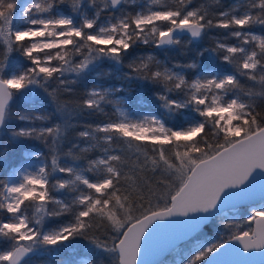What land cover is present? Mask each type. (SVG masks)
<instances>
[{
    "label": "snow or ice",
    "instance_id": "obj_1",
    "mask_svg": "<svg viewBox=\"0 0 264 264\" xmlns=\"http://www.w3.org/2000/svg\"><path fill=\"white\" fill-rule=\"evenodd\" d=\"M192 2L157 0L159 7L149 2L129 13L120 6L135 7V0H103L102 8L98 0H88L87 7L93 10L89 16L82 0H26L21 4L0 0V136L41 141L51 157L50 164L21 165L0 179V243L7 245L0 250V264H34L37 258L71 249L75 240L86 242L87 255L103 254L98 264H140L142 250L148 253L156 246L150 234L177 220L168 225L157 221L186 217L170 230V239H175L177 231L189 235L202 221L221 214L218 206L222 200L235 207L236 202L254 195L257 175L264 200V112L258 111L255 103L257 96L264 98V38L238 30L252 25L264 28V0L258 4L246 0L249 9H259L255 16L249 12L239 16L230 11L211 13L204 5L189 9ZM62 4L69 5L70 14L58 10ZM104 9L120 15L101 23ZM214 27L237 29L228 35L241 44L218 41L215 49L208 50L217 56L218 50L227 53L219 58L233 66L236 74L200 69L189 81L176 69H196L195 63L169 67L153 55L133 58L124 73L129 82L152 83L156 99L170 115L184 110L195 115L178 128L155 116L133 119L125 109L126 101L117 99L121 89L93 88L80 107L106 114L103 106L112 105L117 117L88 126L79 133L86 138V146L76 143L62 154L66 131L62 123L67 122L68 108L59 102L57 93L69 83L65 73L85 78L106 62L123 68L129 50L138 43L156 48L179 46L186 35L198 39ZM250 40L258 42L259 53L242 46ZM258 65L261 74L257 81L254 73ZM237 74L259 83L261 90L244 91L247 99H242ZM41 93L56 101L53 113L45 109ZM18 99L28 107L14 117L13 101ZM53 116L61 123H53ZM13 118L28 126L11 130ZM133 141L150 142L153 155ZM125 144L142 154L144 161L140 162L139 155L135 159L122 155L121 145ZM165 145L172 147L166 152ZM93 151L101 155H81ZM42 156L33 153L29 159L39 161ZM61 159L72 163L62 165ZM81 159L85 163H80ZM145 171H151L152 178L144 176ZM56 173L67 178L52 183ZM89 173L95 179H90ZM62 189H67V199L52 195ZM65 214L71 215L69 222L47 227L48 220ZM244 223L247 228L229 221L225 225L227 239L199 245L186 264H208L225 245H238L235 264H248L243 253L264 254V203ZM100 229L107 235H97ZM57 264L71 262L59 260ZM79 264H93V260Z\"/></svg>",
    "mask_w": 264,
    "mask_h": 264
},
{
    "label": "trees",
    "instance_id": "obj_2",
    "mask_svg": "<svg viewBox=\"0 0 264 264\" xmlns=\"http://www.w3.org/2000/svg\"><path fill=\"white\" fill-rule=\"evenodd\" d=\"M141 0H135L136 6L131 7L127 5H122L121 8H124L129 13H135L139 7V2ZM16 2V0H13ZM85 4V7L89 11V13L93 14V10L87 7L88 0H82ZM162 3L167 2L171 3V0H161ZM258 4L259 0H255ZM100 3L101 8L103 7V2L98 1ZM201 5L206 6L211 13H221L224 11H230L234 15H243L245 12H249L253 16L258 14L259 9H249L247 7L246 0H193V2L188 6L189 9L200 7ZM60 11L64 14L69 13V5L62 4L59 6ZM119 16L120 12L113 11L111 9H104L100 15L101 19L109 18L111 16ZM213 19L217 17L213 16ZM233 30H237L235 28L230 29H221V28H212L210 30H206L205 34L202 36L201 40L196 42L192 41L188 43V38H184V41L179 46L173 47H165V48H156L153 44L145 45L143 43H138L134 48L129 50L128 56L124 60L123 68L120 66H114L111 63H103L99 65L96 70L85 78H77L75 74L65 73V79L69 81L67 85L61 86V91L57 93V98L60 103H66L68 108L67 113V122L66 124L62 123V127H66V131L64 133L65 139L63 142V149L62 154L66 153L67 150L76 143H79L80 147L83 148L87 144L86 138H81L79 133L88 129L90 125H102L110 120H115L117 114L114 112V108L112 105H104V113L100 112H93L92 110H88L86 108L82 109L80 105L83 101L87 98V94L95 88V85L98 81L102 80V77L109 73L114 74H121V81L124 79V73L129 71L127 65L128 63L137 56H147L153 55L156 57L157 60L161 61L162 63H167L169 67L173 64L178 65H186L189 63H195L197 65L196 69H180L177 68V71H184L185 77L191 81L194 78V74H196L200 69H204L205 71L211 72L214 71L216 73H232L236 74V70L233 66L225 64L219 57L226 55L227 53L218 50V56L216 53L208 51L209 49H215L216 43L222 42L226 45H239L241 41L228 35ZM242 32H250L252 34H258L264 37V28H261L259 25H252L246 26L243 29H238ZM255 49L257 53H259V47L257 45H252V50ZM203 52L201 56L200 53ZM211 53V55H209ZM82 57H76L77 60L81 59ZM23 59V58H22ZM257 59H260L259 55ZM119 69V71H117ZM257 76V81L259 80V76L261 74V70L259 65L254 73ZM112 75V76H113ZM111 76V77H112ZM237 78L240 82V86L242 91L240 92L242 99H247L243 95L244 91L251 89L254 92H259L261 90V86L259 83L248 80L247 76H240L237 74ZM75 81V82H72ZM127 87H137L139 88L140 92L149 97H156L155 86L152 83L144 82V81H134V82H122ZM56 87V85H53ZM63 88L71 89L70 92L63 91ZM51 91V89H50ZM44 94V106L48 113H53L56 108V101L53 100L52 97L47 96ZM255 103L258 111L264 112V98L257 96L255 98ZM27 103L23 101L14 100L12 106V112L15 117L17 112L22 111L23 109L27 108ZM166 119V118H165ZM167 121V120H166ZM53 123H61V119L58 116H53ZM28 125L24 122H21L15 118H13L9 122V128L11 130L19 129L22 127H27ZM97 135L103 136V133H98ZM196 139H199L197 137ZM183 143V142H181ZM133 144H139L142 149H147L149 156L153 155L151 153V148L153 145L148 141H133ZM123 151L122 155L131 156L133 159L137 155L140 156V162L144 161V156L140 153H136L135 149H128L127 145H121ZM158 147V146H157ZM171 145H165V150L171 148ZM34 148L37 151H40L44 154V156L50 161L49 158V150L45 146V144L41 141L35 139H22L19 141H14L11 139L10 134L1 136L0 138V179L4 178L7 173H9L12 169L19 167L24 162L23 154L24 152L29 149ZM79 153V149L76 150ZM82 156H86L88 158L92 157H99L101 155L98 151H93L90 153H82ZM60 163H69L71 164L72 161L70 159H61ZM80 163H85L84 159H81ZM147 167L151 168V163L149 161ZM144 176L148 178H152L151 171H145L143 173ZM67 189H64L63 192L60 194H56L53 192L54 196L60 199H67L66 196ZM51 208L52 205H49ZM31 211V210H30ZM71 220L70 214H65L60 217L52 218L47 221V227L54 228L62 223H67ZM225 223H221L220 219H215L212 224L207 225L205 229H203L204 238H208L209 236H213L217 229H223ZM100 237L107 235L104 229H100L97 233ZM188 243V242H187ZM85 241L82 240H75L72 241V248L61 253L58 256H44L37 258L34 261V264H57L59 260H65L74 263V258L76 257H87L93 260V264H98V261L102 258L100 256H89L87 255V249L85 248ZM6 244L0 243V250H4L6 248ZM73 250V253L70 251Z\"/></svg>",
    "mask_w": 264,
    "mask_h": 264
},
{
    "label": "rangeland",
    "instance_id": "obj_3",
    "mask_svg": "<svg viewBox=\"0 0 264 264\" xmlns=\"http://www.w3.org/2000/svg\"><path fill=\"white\" fill-rule=\"evenodd\" d=\"M98 1L103 2V0H98ZM25 2H26V0H16V3H18V4L25 3ZM149 2H151L152 7H154V8L159 7L160 3H162L161 0H160V3H157V0H141L138 4L139 5L138 8H140L142 6V4L149 3ZM87 13L89 16L92 15L91 13H89L88 10H87ZM62 14H64V13L62 12ZM17 16H18V13H17ZM77 19H79V18H77ZM104 21H105V19L100 18L101 23H103ZM255 35H258V34H255ZM258 36H260V35H258ZM260 37L264 38L262 36H260ZM196 42H198V41H196ZM252 45L258 46V42L250 40V43L248 45H242V46L245 47L246 49H248L249 51H251ZM169 47H173V46H169ZM209 55H211V53ZM19 59L22 60V58H19ZM211 72L214 74L216 73L214 71H211ZM67 74H70V72ZM183 74H184V71H183ZM112 75H113V73H109V72L107 74H105L102 77V80H100L96 83L95 88L107 87V88H119V89H121L120 92L116 93L117 99H123L126 101L125 109H126V111L129 112L131 118H133V119H142L145 116H148V117L155 116V117H158L159 119H161L163 122H165L168 126H171L173 128H178L180 125H182L186 121V119L190 115H195L194 113H190L187 110H184L181 113H178L175 116H172L168 113V111L166 109H164L163 107L160 106V103L156 99V97L151 98L149 96L143 95L140 92L139 88H137V87H127L124 83H122L123 81L126 82L127 80L123 79V81H121V74L117 73V74H114L113 76ZM41 95L44 97L43 93H41ZM19 101H23V99H19ZM0 138H1V136H0ZM181 142H183V141H181ZM33 153H41V152L37 151L34 148L27 149L23 154L24 162L22 163V165L27 166L28 164H31L33 167H38L39 164H41V163H49L50 164V161L44 156V154L39 161L29 159L30 154H33ZM49 158H51L50 154H49ZM62 165H69V163H62ZM87 175L89 176L90 179H95V177H93L90 173ZM65 178H67V177L64 174L56 173L55 177L52 179L51 182L55 183L56 179H65ZM81 187H83V185H81ZM63 190L64 189L58 190V191H55L54 193H55V195L60 194L61 192H63ZM52 195H54V194H52ZM58 199H60V198H58ZM259 207H260V205L255 206V207H251V208L240 209L237 211L227 212L224 215H222L221 217H218L215 219H220L221 223H225V224H227L229 221H234V222L238 223L241 227L247 228L248 225H246L244 223V221H246L248 219V217L250 216L252 211L256 210ZM214 220H212L208 225L212 224V222ZM205 227L203 229H205ZM203 229H201L199 232H197L189 240L188 243H185L182 246H180L172 255H170L166 259V261L163 264H186V260L188 258H190L191 253L194 252L195 249L199 245H201V244L208 245L210 243H216L218 241L223 242L225 239H227V237L229 235L228 229L224 226L223 229H217V232L213 236H211V237L209 236L208 238H204L205 236L203 235L204 234ZM235 230H237V229L233 228V231H235ZM73 252H74L73 250L70 251V253H73ZM88 259L89 258H87V257H76V258H74L73 264H79V262L81 260H88Z\"/></svg>",
    "mask_w": 264,
    "mask_h": 264
},
{
    "label": "water",
    "instance_id": "obj_4",
    "mask_svg": "<svg viewBox=\"0 0 264 264\" xmlns=\"http://www.w3.org/2000/svg\"><path fill=\"white\" fill-rule=\"evenodd\" d=\"M122 6V5H121ZM120 6V7H121ZM113 10V9H111ZM116 11V10H113ZM185 38L191 39L192 41H199L201 38L198 39H192L189 35H186ZM168 47V46H165ZM162 47V48H165ZM254 183L256 184V190L255 194L252 195L250 198L241 200L236 202L235 207H232L229 203V200L225 199L222 200L221 204L218 206V211L221 212V214L216 216H210L208 220L205 222L202 221L200 228L192 232L191 234L187 235L183 232L177 231L175 233V239L171 240L172 234L170 233V230L175 227V225H179L182 223L180 220L187 219L186 217H172L169 220L164 221H157L156 224L158 225H168L173 220H177L174 222V224H170L167 227L161 226L158 227L154 233H151L149 236L150 240H155L156 246L153 248L151 252L146 253L145 250H142L141 256H140V264H163L166 259L172 255L180 246L183 244L189 242V240L201 229H203L206 225H208L212 220L215 218L221 217L227 212L231 211H237L240 209H246L251 208L255 206H259L262 203H264V200L261 199L260 196V183H261V177L257 175L254 178ZM204 215V214H201ZM155 226V225H154ZM147 248V244L145 246ZM226 249H221L219 253H217L215 256L211 258V260L208 262V264H235V261L239 259V257L236 255V250L238 249V245H225ZM241 253H243V249L241 248ZM246 257V260L248 261V264H261L262 261H264V254H261L260 252L248 254L243 253Z\"/></svg>",
    "mask_w": 264,
    "mask_h": 264
}]
</instances>
